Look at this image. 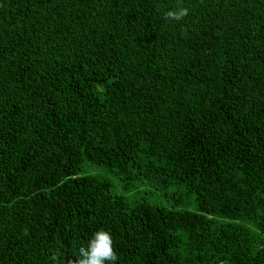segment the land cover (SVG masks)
Returning <instances> with one entry per match:
<instances>
[{
    "label": "trees",
    "instance_id": "16d2710c",
    "mask_svg": "<svg viewBox=\"0 0 264 264\" xmlns=\"http://www.w3.org/2000/svg\"><path fill=\"white\" fill-rule=\"evenodd\" d=\"M99 230L116 264H264V0H0V264Z\"/></svg>",
    "mask_w": 264,
    "mask_h": 264
},
{
    "label": "clouds",
    "instance_id": "9594fccd",
    "mask_svg": "<svg viewBox=\"0 0 264 264\" xmlns=\"http://www.w3.org/2000/svg\"><path fill=\"white\" fill-rule=\"evenodd\" d=\"M189 14L186 7H178L166 11L164 18L168 21H181ZM72 259H62L59 253L51 256L59 264H116L118 259L114 249L112 234L106 230H99L93 234L92 239L78 249V254H73Z\"/></svg>",
    "mask_w": 264,
    "mask_h": 264
},
{
    "label": "rangeland",
    "instance_id": "374dc122",
    "mask_svg": "<svg viewBox=\"0 0 264 264\" xmlns=\"http://www.w3.org/2000/svg\"><path fill=\"white\" fill-rule=\"evenodd\" d=\"M97 169H100V170H102L103 172H105L104 169L99 168V166H95V165L87 166V168H86V170H87L89 173H94V172H92V171L97 170ZM109 178L112 179V181H114V179H113L112 176H110ZM115 192H117V191L115 190ZM192 200H193V198H188V200H187V203H188L187 205H188V208H189L190 210H193V209H194V208H193V207H194V204H193Z\"/></svg>",
    "mask_w": 264,
    "mask_h": 264
}]
</instances>
